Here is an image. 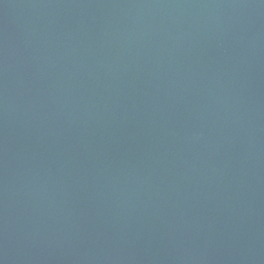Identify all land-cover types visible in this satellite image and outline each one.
Here are the masks:
<instances>
[{
  "label": "water",
  "instance_id": "95a60500",
  "mask_svg": "<svg viewBox=\"0 0 264 264\" xmlns=\"http://www.w3.org/2000/svg\"><path fill=\"white\" fill-rule=\"evenodd\" d=\"M0 264H264V0H0Z\"/></svg>",
  "mask_w": 264,
  "mask_h": 264
}]
</instances>
